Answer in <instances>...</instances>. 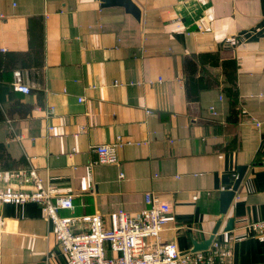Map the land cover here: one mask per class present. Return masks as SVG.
I'll return each mask as SVG.
<instances>
[{
  "label": "crops",
  "instance_id": "0c3cea01",
  "mask_svg": "<svg viewBox=\"0 0 264 264\" xmlns=\"http://www.w3.org/2000/svg\"><path fill=\"white\" fill-rule=\"evenodd\" d=\"M135 1L140 21L100 0H0V170L35 169L74 195L60 214L100 213L108 225L113 211L146 208L152 191L171 206L163 242L192 249L219 223L233 264H264V233L248 226L264 219V0ZM35 17L44 65L22 67L11 53L30 49ZM16 71L29 93L13 88ZM118 139V161L99 163L94 146ZM66 263L40 204L0 203V264Z\"/></svg>",
  "mask_w": 264,
  "mask_h": 264
},
{
  "label": "built area",
  "instance_id": "2783aa9c",
  "mask_svg": "<svg viewBox=\"0 0 264 264\" xmlns=\"http://www.w3.org/2000/svg\"><path fill=\"white\" fill-rule=\"evenodd\" d=\"M113 83L121 84L117 80ZM13 88L23 93L31 91L19 71L15 72ZM210 109L216 114L213 106ZM147 112L153 113L150 109ZM20 137L22 135L16 138ZM122 144L124 141L118 139L115 143L95 145L93 150L98 162H117V149ZM7 180H14V187L0 190V203L33 201L40 204L54 224L56 238L67 255L66 264H233V245L225 232H215L208 248L186 253L176 241L163 242L161 235L172 221L171 206L158 201L152 191L145 193L146 208L137 213L121 208L113 211L109 215L111 225H108L100 213L60 214L61 210L74 208V195L62 193L55 185L46 183L33 168L0 170V181ZM248 226L264 233V219L252 220Z\"/></svg>",
  "mask_w": 264,
  "mask_h": 264
},
{
  "label": "trees",
  "instance_id": "16d2710c",
  "mask_svg": "<svg viewBox=\"0 0 264 264\" xmlns=\"http://www.w3.org/2000/svg\"><path fill=\"white\" fill-rule=\"evenodd\" d=\"M29 37H30V49L26 52H12L11 56L18 57L17 64L22 67L36 66L42 67L44 65L45 57V44H44V25L40 17L31 18L29 21ZM185 68L187 71V78L193 81V74L196 66L191 57H186L184 60ZM193 83V82H192ZM230 92H232L230 89ZM188 98L193 99L195 96L192 93H188ZM238 115V109L235 107V103H232L230 119L235 120L234 117Z\"/></svg>",
  "mask_w": 264,
  "mask_h": 264
},
{
  "label": "water",
  "instance_id": "95a60500",
  "mask_svg": "<svg viewBox=\"0 0 264 264\" xmlns=\"http://www.w3.org/2000/svg\"><path fill=\"white\" fill-rule=\"evenodd\" d=\"M102 7H122L125 9L127 13H130L133 17H135L138 21L141 20L142 17V9L141 7L136 3L135 0H100ZM246 166H239L238 168V176L234 182V185L229 190H223L221 192V207L220 210L222 213L226 212L228 205L230 204L231 200L235 196L236 190L239 187L240 182L242 181V178L245 173ZM233 219H230L227 226L225 227V230H231L233 228ZM219 228V223H217L216 227L213 230L212 235L205 241L198 243L195 242L192 249L183 251L184 253L189 251H196V250H203L208 248V246L211 243V240L213 239V234L217 232Z\"/></svg>",
  "mask_w": 264,
  "mask_h": 264
}]
</instances>
